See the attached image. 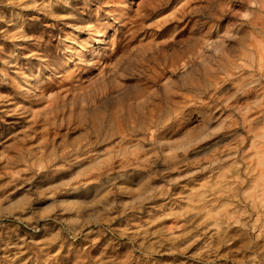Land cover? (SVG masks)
<instances>
[{
  "label": "rangeland",
  "instance_id": "obj_1",
  "mask_svg": "<svg viewBox=\"0 0 264 264\" xmlns=\"http://www.w3.org/2000/svg\"><path fill=\"white\" fill-rule=\"evenodd\" d=\"M0 264H264V0H0Z\"/></svg>",
  "mask_w": 264,
  "mask_h": 264
},
{
  "label": "bare ground",
  "instance_id": "obj_2",
  "mask_svg": "<svg viewBox=\"0 0 264 264\" xmlns=\"http://www.w3.org/2000/svg\"><path fill=\"white\" fill-rule=\"evenodd\" d=\"M102 34V33H101ZM101 34H99V35H101Z\"/></svg>",
  "mask_w": 264,
  "mask_h": 264
}]
</instances>
